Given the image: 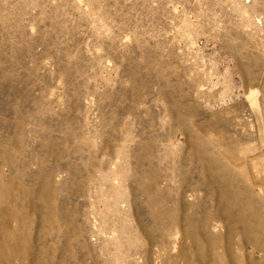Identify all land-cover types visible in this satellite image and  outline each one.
I'll return each mask as SVG.
<instances>
[{
  "label": "rangeland",
  "instance_id": "rangeland-1",
  "mask_svg": "<svg viewBox=\"0 0 264 264\" xmlns=\"http://www.w3.org/2000/svg\"><path fill=\"white\" fill-rule=\"evenodd\" d=\"M0 264H264V0H0Z\"/></svg>",
  "mask_w": 264,
  "mask_h": 264
},
{
  "label": "bare ground",
  "instance_id": "bare-ground-1",
  "mask_svg": "<svg viewBox=\"0 0 264 264\" xmlns=\"http://www.w3.org/2000/svg\"><path fill=\"white\" fill-rule=\"evenodd\" d=\"M16 258H17V256H16Z\"/></svg>",
  "mask_w": 264,
  "mask_h": 264
}]
</instances>
